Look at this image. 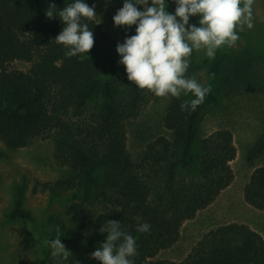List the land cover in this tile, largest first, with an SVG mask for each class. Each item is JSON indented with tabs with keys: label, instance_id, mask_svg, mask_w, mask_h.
Listing matches in <instances>:
<instances>
[{
	"label": "trees",
	"instance_id": "trees-1",
	"mask_svg": "<svg viewBox=\"0 0 264 264\" xmlns=\"http://www.w3.org/2000/svg\"><path fill=\"white\" fill-rule=\"evenodd\" d=\"M84 2L94 5V0ZM118 2L122 8L125 0ZM71 3L74 0H0V141L17 150L52 137L53 161L66 174L36 183L33 192L69 202L65 216L70 221L48 215L45 237L50 246L48 242L59 236L71 255L54 261L51 250L44 258L18 264H100L91 254L105 242L100 229L108 221L120 222L136 240L139 255L134 264H264L263 238L239 223L209 230L179 262L157 258L178 242L184 222L232 184L231 163L237 156L233 134L221 128L199 135L206 106L219 104L212 91L194 111L181 110V104L194 96L172 97L162 117L169 136L151 140L133 159L126 125L143 115L151 92L127 79L125 67L119 64L117 39L94 19L81 21L93 32L90 52L65 56L67 48L54 42L64 25L45 13L50 4L63 10ZM124 33L135 35L136 26L124 28ZM241 60L234 56L229 62L222 88L264 91L249 88L253 73ZM14 62L29 67L23 71L13 67ZM221 64L217 56L204 57L197 68H206L213 77L221 72ZM263 153L264 130L246 153L247 165L251 167ZM242 198L264 212V164L253 169ZM5 218L33 221L23 207L22 186L15 189ZM141 223L151 225L148 233L136 230Z\"/></svg>",
	"mask_w": 264,
	"mask_h": 264
},
{
	"label": "rangeland",
	"instance_id": "rangeland-1",
	"mask_svg": "<svg viewBox=\"0 0 264 264\" xmlns=\"http://www.w3.org/2000/svg\"><path fill=\"white\" fill-rule=\"evenodd\" d=\"M117 1V2H116ZM166 11L175 14L174 0H165ZM94 20L105 31L115 36L119 44L125 41L124 28L114 25L113 17L121 9L118 0H94ZM151 6V0H149ZM143 8V7H142ZM252 29L243 32L237 29L239 40L233 47L223 46L216 56L222 61L221 72L213 77L206 68L197 65L206 56V50H193L189 57L186 76L194 77L203 86H210L218 100V106H206L199 124V135L207 136L217 129H229L234 138L237 156L231 163L234 173L232 184L207 208L183 223L178 242L170 249L161 251L157 258L179 262L185 258L193 245L209 230L220 225L247 221L262 232L264 240V212L250 208L242 198V188L255 167L264 164V153L256 158L250 167L246 163L248 149L257 141L264 130V91L250 93L242 88H222L225 69L234 56H241L247 63L249 88H264V0H254L252 6ZM199 15L189 18V25H199ZM245 55L246 57H244ZM13 67L27 70L29 65L14 62ZM228 89L227 91H224ZM191 93L179 98L189 100ZM172 97H157L151 93V101L143 115L126 125L127 148L133 159H137L145 145L158 136H169L162 126L164 110ZM53 138L46 137L33 141L27 147L9 150L0 141V264L30 263L44 258L52 249L45 237L46 217L54 214L69 222L65 208L67 198L55 200L48 193L33 192L36 183L51 182L62 178L66 170L53 161ZM23 187V207L32 215V222L9 221L5 214L11 209L15 189Z\"/></svg>",
	"mask_w": 264,
	"mask_h": 264
},
{
	"label": "clouds",
	"instance_id": "clouds-1",
	"mask_svg": "<svg viewBox=\"0 0 264 264\" xmlns=\"http://www.w3.org/2000/svg\"><path fill=\"white\" fill-rule=\"evenodd\" d=\"M174 3L173 15L166 11L165 0H151V6L149 0H125L113 17L114 25L128 29L135 25L136 34L117 44L116 51L127 79L139 89L164 98L191 93L195 98L181 104V110L194 111L211 87L186 76L189 57L193 50L204 49L206 56L214 59L221 47H233L240 38L237 29L243 32L245 26L247 29L254 26V0H174ZM137 6H142L143 11ZM45 14L48 19L58 17L64 25L54 42L67 48V58L90 52L94 46L93 32L81 21L96 17L95 5L90 7L84 0H74L58 10L55 4H50ZM197 15L201 17L200 26L189 25V18ZM150 229V224L141 223L136 230L148 233ZM100 231L106 234V240L91 254L92 259L100 264H134L133 258L139 255L137 242L122 229L120 222L108 221ZM48 243L54 261L71 255L59 236Z\"/></svg>",
	"mask_w": 264,
	"mask_h": 264
},
{
	"label": "crops",
	"instance_id": "crops-1",
	"mask_svg": "<svg viewBox=\"0 0 264 264\" xmlns=\"http://www.w3.org/2000/svg\"><path fill=\"white\" fill-rule=\"evenodd\" d=\"M250 207V206H249ZM251 208V207H250ZM257 211V210H256ZM235 223H239V224H245L247 226H249L251 229H253L255 232H257L260 236L262 235V232L260 230H257L254 226H252L251 224H249L247 221H242V220H235ZM262 237V236H261ZM263 238V237H262ZM171 260V259H170ZM174 261V260H172Z\"/></svg>",
	"mask_w": 264,
	"mask_h": 264
}]
</instances>
